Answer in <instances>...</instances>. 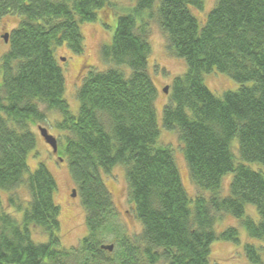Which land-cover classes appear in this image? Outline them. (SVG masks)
Segmentation results:
<instances>
[{"label":"trees","instance_id":"obj_1","mask_svg":"<svg viewBox=\"0 0 264 264\" xmlns=\"http://www.w3.org/2000/svg\"><path fill=\"white\" fill-rule=\"evenodd\" d=\"M203 3L158 0L154 7L155 0H136L118 13L111 40L99 50L110 66L88 68L76 89L74 114L54 48L65 43L82 53L79 23L95 21L111 0H0V17L19 16L0 55V188L8 191L7 204L21 212L16 219L0 198V264H209L214 240L240 242L234 225L214 230L218 213L232 214L248 236L264 240V171L247 164L264 165V0H215L200 25L192 8L202 10ZM150 18L164 33L167 51L187 65L169 85L161 123L177 135L201 191L194 196L169 145L157 144ZM212 68L240 86L215 94L202 75ZM39 103L61 114L53 123L63 132L57 152L66 157L84 209L87 232L69 247L58 234L55 178L43 162L28 169L27 154L36 144L30 125L46 120ZM117 164L141 224L133 235L121 228L102 176ZM226 173L232 176L221 195ZM22 185L24 199L16 192ZM246 204L255 207L258 220L245 213ZM36 230L46 240H34ZM107 241L110 250L101 246ZM243 252L249 264H262L253 243H244Z\"/></svg>","mask_w":264,"mask_h":264},{"label":"rangeland","instance_id":"obj_2","mask_svg":"<svg viewBox=\"0 0 264 264\" xmlns=\"http://www.w3.org/2000/svg\"><path fill=\"white\" fill-rule=\"evenodd\" d=\"M135 1L111 0L112 6L99 9L95 21L80 22L79 27L84 36V50L82 53L71 52L65 43L55 46L54 52L65 78L64 97L72 113L76 114L78 111L79 102L75 93L81 83L82 76L88 68L93 67L103 70L110 66L109 63L103 62L100 58V45L111 40L116 23V15L122 12L124 8L132 6ZM157 2L158 0H155L154 7ZM214 2L215 0H204L202 10L192 8L193 12L198 16L200 25L203 24L205 15L213 6ZM18 21V15L7 14L0 17V55L8 48V44L3 40L2 34L8 32ZM148 40L150 43V54L148 57L149 73L158 90L155 100L156 121L160 131L157 144L169 145L183 185L189 195L194 196L201 191L197 189L190 178L177 135L173 130L165 129L161 123L162 105L167 99L169 85L174 76L180 75L186 70L187 65L183 58L172 55L167 51L165 47V35L153 18L149 19ZM202 75L205 85L217 95L222 94L225 90H236L240 86L239 82L232 79L229 75L218 71L216 68H212L208 72H203ZM245 84L250 85L251 81H247ZM165 85H168L167 92L163 91ZM39 108L46 113V120L30 125L31 130L35 133L36 144L27 154L28 169L32 171L39 162H43L55 178L57 187L53 193V200L59 206L58 218L60 229L58 234L61 245L69 247L78 243L80 238L87 232L84 223V209L80 204L77 192L74 196L71 195L72 188H75L76 191V186L69 173L65 155L60 157L57 151L53 152L51 146L43 139L38 129L39 125L46 127L47 131L56 138L58 147L60 144L59 138L63 132L56 129L53 123L60 118L61 114L54 109L46 110L45 105L42 103H39ZM236 145L237 139L234 138L231 142V148L237 156ZM247 164L254 169L264 171L263 164L258 162H247ZM102 176L107 188L110 190L121 228L128 235L138 233L141 229V224L132 212L123 166L121 164L114 165L109 173H103ZM231 176V173H226L222 177L221 195L228 193V184ZM16 192L21 199L27 197L24 185L20 186ZM203 192L205 196H208L210 193L207 190ZM7 196L8 191L0 188V198L5 210L20 220L21 212L7 204ZM245 213L255 220L259 218L252 204H246ZM217 215L218 218L214 224V230L219 232L228 225H234L238 228L240 242L236 244L222 239L214 240L210 244L209 264H249L243 252V244L246 242L253 243L260 248L262 264H264V240L248 236L245 228L240 224L239 219L232 214L218 213ZM46 237L39 230L33 233V238L36 241H44ZM106 243L110 242L107 241ZM156 264L162 263L159 262Z\"/></svg>","mask_w":264,"mask_h":264},{"label":"water","instance_id":"obj_3","mask_svg":"<svg viewBox=\"0 0 264 264\" xmlns=\"http://www.w3.org/2000/svg\"><path fill=\"white\" fill-rule=\"evenodd\" d=\"M2 37H3L4 41L6 42L8 40V32H5L4 34H2ZM167 90H168V85H165L163 87V91L167 92ZM38 129H39L40 135L43 137V139L51 146L52 151L56 152L57 151L56 138L47 131L46 127L39 125ZM75 194H76L75 188H72L71 195L74 196ZM101 246L110 250V249H112L113 244L108 243V244H102Z\"/></svg>","mask_w":264,"mask_h":264}]
</instances>
